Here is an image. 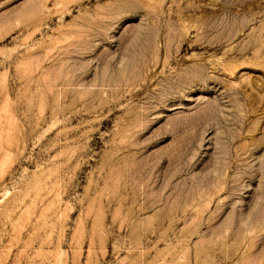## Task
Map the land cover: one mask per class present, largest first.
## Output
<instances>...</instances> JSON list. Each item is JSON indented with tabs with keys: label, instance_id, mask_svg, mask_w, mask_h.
Instances as JSON below:
<instances>
[{
	"label": "rangeland",
	"instance_id": "rangeland-1",
	"mask_svg": "<svg viewBox=\"0 0 264 264\" xmlns=\"http://www.w3.org/2000/svg\"><path fill=\"white\" fill-rule=\"evenodd\" d=\"M0 264H264V0H0Z\"/></svg>",
	"mask_w": 264,
	"mask_h": 264
}]
</instances>
